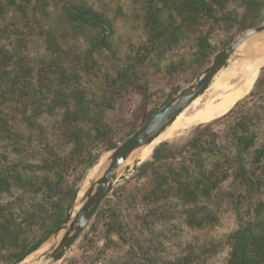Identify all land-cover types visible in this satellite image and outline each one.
Instances as JSON below:
<instances>
[{
    "label": "rangeland",
    "instance_id": "obj_1",
    "mask_svg": "<svg viewBox=\"0 0 264 264\" xmlns=\"http://www.w3.org/2000/svg\"><path fill=\"white\" fill-rule=\"evenodd\" d=\"M30 11L36 20L24 30L32 67L26 88L36 93L27 103L11 100L13 128L0 133V264L52 231L65 214L67 191L80 185L81 195L91 168L110 151L107 142L123 141L140 115H152L188 86L238 32L264 23V0L249 9L243 0H35ZM237 58L147 154L130 160L56 264L228 263L229 236L264 200V189H234V165L227 163L222 181L201 192L223 153L256 134L254 147L241 152L252 163L248 152L264 140V56ZM208 101L207 113L193 117ZM236 102L211 125L214 136L192 140L196 126ZM162 142L174 159L150 161ZM198 166L207 174L197 177Z\"/></svg>",
    "mask_w": 264,
    "mask_h": 264
},
{
    "label": "trees",
    "instance_id": "obj_2",
    "mask_svg": "<svg viewBox=\"0 0 264 264\" xmlns=\"http://www.w3.org/2000/svg\"><path fill=\"white\" fill-rule=\"evenodd\" d=\"M7 1H9V3L5 5L0 4V133L8 135L13 128L11 122L13 105L10 103L11 100L16 98L23 103H27L29 102V98L36 93L28 91L26 88V80L28 75L31 74L32 67L29 65L26 48V43L28 41L27 35L30 32H24L30 23L33 25L36 19L33 14H29L31 12L30 10H33L35 6V0ZM253 3L254 0H243V4L247 9L251 8ZM72 10L77 15L82 14L74 9ZM4 13L10 16L6 18ZM29 15L31 16L30 18ZM89 16L91 17L92 15L90 14ZM28 31H31V29ZM40 70V67H36L33 69L35 72L34 74H38ZM117 73L120 78L126 75L123 72ZM132 85L134 84L132 83ZM238 104L239 102H236L231 110L229 109L221 115L212 117L210 120L211 122L196 126L193 130L192 140H197L207 135L214 136L215 132L210 130L211 125L224 120ZM150 116L151 114L140 115L135 130ZM256 138V134H252L250 140L245 142V145L239 146L236 152L234 151L232 153L227 150L226 153L221 155L219 160H216L217 162L211 164L213 166L208 169L212 171L211 174L209 173V175L212 176L205 179L209 183L202 186L201 192L207 193V190H211L215 187V183L221 180L220 173H223L220 171V167L222 168L223 164L227 163L234 165V189L248 186L255 195L261 193L264 189V140L259 142L261 145L260 148L255 149L253 152H248L254 157L256 156V158H252V163L247 162L241 156V152H247L254 147L257 143ZM116 145V142H107L106 148L109 151ZM165 145H167V143L162 142L155 148L150 161L157 162L174 159L175 155L172 150H164L163 146ZM150 161L143 164L142 167ZM198 171L207 174V171L205 172L202 166H198V170L195 172L197 177H199ZM44 184L50 190L54 188L48 181H45ZM66 194L70 196V189ZM229 238L230 250L227 264H264V200H259L254 204L251 214L247 216L246 222L232 232ZM37 244L38 242L34 243L30 248L35 247Z\"/></svg>",
    "mask_w": 264,
    "mask_h": 264
},
{
    "label": "water",
    "instance_id": "obj_3",
    "mask_svg": "<svg viewBox=\"0 0 264 264\" xmlns=\"http://www.w3.org/2000/svg\"><path fill=\"white\" fill-rule=\"evenodd\" d=\"M258 34L264 35V23L238 32L227 45L218 50L210 63L188 86L170 98L163 107L106 154L94 174L86 181L79 197L80 185L74 188L66 203L64 216L52 231L35 247L9 264H24L26 257L35 252L41 244H44L45 248L41 253L39 264L58 263L88 224L101 201L113 188L122 170L130 164V160L138 157L141 150L162 133L233 58L264 56V44L255 47L247 54L242 55L239 52V47L245 40Z\"/></svg>",
    "mask_w": 264,
    "mask_h": 264
},
{
    "label": "bare ground",
    "instance_id": "obj_4",
    "mask_svg": "<svg viewBox=\"0 0 264 264\" xmlns=\"http://www.w3.org/2000/svg\"><path fill=\"white\" fill-rule=\"evenodd\" d=\"M262 44H264V35L263 34H258V35H256V36H253V37H251V38H249V39H247V40H245L242 44H241V46L239 47V52H240V54H243L244 52L246 53V51H249V50H251L252 48L254 49L255 47H257V46H261ZM251 52V51H250ZM250 52H248V53H250ZM247 54V53H246ZM255 57H257V56H249V57H246V58H242V57H238L237 58V61L238 62H245V61H247V60H249V59H251V58H255ZM236 60V59H235ZM235 60H232V61H230L222 70H224L230 63H232L233 61H235ZM222 70H220L218 73H217V75L214 77V79L212 80V82L211 83H213L216 79H217V77L219 76V74L221 73V71ZM210 83V84H211ZM206 90V89H205ZM201 95V94H200ZM199 95V96H200ZM199 96H197L193 101H195ZM214 99V98H213ZM192 101V102H193ZM191 102V103H192ZM190 103V104H191ZM205 103V102H204ZM189 104V105H190ZM211 104H212V102L211 101H208L196 114H195V116H193V117H199V116H201V115H203L209 108H210V106H211ZM188 105V106H189ZM187 106V107H188ZM184 109H186V108H184ZM183 109V110H184ZM182 110V111H183ZM181 111V112H182ZM180 112V113H181ZM180 113L174 118V120L167 126V127H169L170 125H172L173 123H174V121L176 120V118L180 115ZM207 113V112H206ZM178 119H179V117L177 118V120H176V122H178ZM182 122V121H181ZM166 127V128H167ZM165 128V129H166ZM161 134V133H160ZM159 134V135H160ZM158 135V136H159ZM157 136V137H158ZM157 137H155L151 142H153ZM150 142V143H151ZM149 143V144H150ZM148 144V145H149ZM145 146L142 150H141V152L139 153V155H145V154H147L149 151H150V148H151V145H149V146ZM101 161H102V159H100L92 168H91V173H90V177L94 174V172L96 171V169H97V167L99 166V164L101 163ZM44 248H45V245L44 244H41L40 246H39V248L35 251V252H33L32 254H30V255H28L27 257H26V259L24 260V264H34L35 263V258H36V256L39 258V260H37L36 261V263L35 264H39V262H40V260H41V253L43 252V250H44Z\"/></svg>",
    "mask_w": 264,
    "mask_h": 264
}]
</instances>
